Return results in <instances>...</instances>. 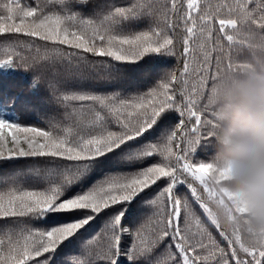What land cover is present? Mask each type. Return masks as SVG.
<instances>
[{"label":"snow or ice","instance_id":"1","mask_svg":"<svg viewBox=\"0 0 264 264\" xmlns=\"http://www.w3.org/2000/svg\"><path fill=\"white\" fill-rule=\"evenodd\" d=\"M258 36L264 0H0V264H264L201 110Z\"/></svg>","mask_w":264,"mask_h":264},{"label":"clouds","instance_id":"2","mask_svg":"<svg viewBox=\"0 0 264 264\" xmlns=\"http://www.w3.org/2000/svg\"><path fill=\"white\" fill-rule=\"evenodd\" d=\"M210 120L213 163L227 170L235 200L231 224L250 242L264 243V37L249 42L242 66L223 68L202 97Z\"/></svg>","mask_w":264,"mask_h":264},{"label":"trees","instance_id":"3","mask_svg":"<svg viewBox=\"0 0 264 264\" xmlns=\"http://www.w3.org/2000/svg\"><path fill=\"white\" fill-rule=\"evenodd\" d=\"M145 60L146 62L142 61L139 69L133 74L134 78L143 85L151 83L163 70L174 69L179 65L178 60L166 56L145 58ZM26 78L27 74L22 69L0 70V91H8L20 100H24L29 96Z\"/></svg>","mask_w":264,"mask_h":264}]
</instances>
